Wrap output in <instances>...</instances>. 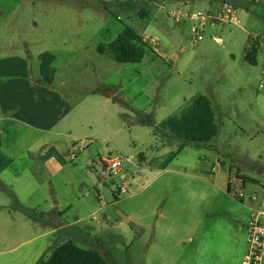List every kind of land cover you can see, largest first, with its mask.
I'll return each instance as SVG.
<instances>
[{
  "label": "rangeland",
  "instance_id": "374dc122",
  "mask_svg": "<svg viewBox=\"0 0 264 264\" xmlns=\"http://www.w3.org/2000/svg\"><path fill=\"white\" fill-rule=\"evenodd\" d=\"M155 1L166 3L164 21L150 17ZM229 1L240 25L209 27L195 43L193 23L179 22L174 14L207 11L208 5L185 13L182 0H0V58L27 59L37 82L38 56H56L63 131L16 126L0 137V264H37L65 242L99 252L108 264L242 263L251 209L264 206V95L258 89L264 47L256 66L244 56L248 39H259L254 34L264 23L251 22L259 10L253 0ZM125 26L145 39L147 52L139 64H120L98 51ZM200 95L211 100L220 131L211 143L189 145L161 123ZM68 133L90 138L85 150L73 151L79 154L74 161L66 150L73 144ZM51 143L67 160L64 166L54 163L55 172L38 161ZM139 153L147 166H129L132 174L122 184L127 193L113 203L103 195L98 199L85 157H132L138 163ZM163 162H173L179 178L189 180V191L182 201L169 196L163 228H150L152 192L165 191L160 181L150 186L162 174L152 168ZM243 178L256 184L243 187ZM243 189L241 203L234 194ZM119 212L137 220L120 223Z\"/></svg>",
  "mask_w": 264,
  "mask_h": 264
},
{
  "label": "crops",
  "instance_id": "0c3cea01",
  "mask_svg": "<svg viewBox=\"0 0 264 264\" xmlns=\"http://www.w3.org/2000/svg\"><path fill=\"white\" fill-rule=\"evenodd\" d=\"M230 2L229 0H225ZM222 0H182L181 5H184L186 12H190V8H200L202 5H208V9L217 10L225 2ZM253 6L259 8V10L253 12V17L251 22L253 23H264V2L263 0H253ZM231 3V2H230ZM166 3H159L157 1L149 4V10L152 11L150 17L164 21L163 9ZM171 6V5H169ZM179 5H172L171 7H178ZM185 22V21H184ZM183 22V23H184ZM254 35L259 36L260 46L264 45V30L255 31ZM254 33V32H252ZM250 33V34H252ZM144 39V37H143ZM145 40V39H144ZM260 52V50H259ZM259 57V53H258ZM258 64H259V59ZM58 69L55 76V82L50 88L43 87L41 85H34L35 81L31 79L29 74V61L23 57L12 56L0 58V137L8 136L11 132H16V126H22L27 129H32L39 133H53L56 135H62L63 131L58 130L60 120L62 117L61 105L62 101L60 100L59 92L56 91L58 87ZM156 135V134H154ZM66 136L73 137L72 141V150L66 149L68 154H71L70 159L74 161L78 159L79 154H76L75 149L78 148L79 151L85 150L84 141L90 140L87 135L84 134H72L68 133ZM156 137V136H155ZM81 138V140H79ZM175 138V137H174ZM171 137V139H174ZM199 146V145H198ZM2 145H0V150ZM102 155V154H98ZM96 155L94 158L91 155H87L84 160V164L89 163L90 160L95 161ZM175 156V155H174ZM139 157V167L145 164L147 166V159L142 154H138ZM39 163L42 164V167L47 170H52L53 164L61 163L63 166L67 164V160L64 158L60 147L54 143H51L44 149H41L39 153ZM1 162V161H0ZM141 166V167H142ZM3 164L0 163V170H2ZM145 169V168H144ZM142 169V170H144ZM141 170V171H142ZM152 170L155 173L162 172V174L156 175L150 184L160 181L164 185V199L161 195L163 189H157L155 192H152V197L154 198L151 208V214L155 221L151 224L150 228H163L162 223L166 221V212L168 206L170 205L169 196L174 194L178 197L177 200L182 201V197L185 194H188L189 191V180L183 177L179 178V175L182 174L180 171L174 167L173 162H163V164H153ZM126 174H132L130 170ZM176 175V177H168L167 175ZM124 176V175H123ZM126 179V178H125ZM40 186V184H38ZM231 186V184H229ZM231 191V189H230ZM173 194V195H172ZM98 199H102V196H98ZM183 207V204L181 205ZM252 213V212H251ZM126 216L125 220L120 219V223L130 222L134 219L137 220V216L131 213H123ZM251 216V214H250ZM52 217H57V213ZM250 218V217H249ZM249 220V219H248ZM118 220H115L117 222ZM62 226V224H61ZM49 252V251H48ZM47 253V251H46Z\"/></svg>",
  "mask_w": 264,
  "mask_h": 264
},
{
  "label": "trees",
  "instance_id": "16d2710c",
  "mask_svg": "<svg viewBox=\"0 0 264 264\" xmlns=\"http://www.w3.org/2000/svg\"><path fill=\"white\" fill-rule=\"evenodd\" d=\"M147 17V13H140ZM259 39H248L244 61L251 66L258 64L260 50ZM99 53H107L115 62L120 64H139L144 60L147 45L141 35L129 26H125L118 37L108 46L99 47ZM40 61L39 80L34 83L46 88L53 86L57 68L56 56L52 52H45L38 56ZM31 77V76H30ZM32 79V78H31ZM174 137L189 145H203L213 142L219 135V125L216 122L215 111L211 100L207 96L196 97L191 105L183 110L179 116L171 117L161 123ZM2 163V162H0ZM95 161H93V166ZM255 183L254 180L242 179L243 185ZM98 196H102L100 189L94 186ZM119 190V189H118ZM230 190V185H229ZM119 192H115V201L119 200ZM241 203L244 200L238 199ZM37 264H108L103 256L95 251L77 246L74 243L65 242L47 252Z\"/></svg>",
  "mask_w": 264,
  "mask_h": 264
},
{
  "label": "built area",
  "instance_id": "2783aa9c",
  "mask_svg": "<svg viewBox=\"0 0 264 264\" xmlns=\"http://www.w3.org/2000/svg\"><path fill=\"white\" fill-rule=\"evenodd\" d=\"M174 15L179 22L181 18H186L193 23L191 31L194 35L195 43H199L204 39L205 32L209 27L215 28L223 25L238 26L241 22L237 7L227 1H225L218 10H198L192 14H186L184 16L181 14ZM213 40L216 43L222 44V39L220 38L213 37ZM254 40L257 39L255 38ZM262 47H264V45H262ZM258 89L259 92L264 95V67L262 69V79L259 83ZM71 160H73V157ZM131 165L139 167V162L136 163L132 157L100 156L98 159H95V164L93 167L94 172L100 181L110 180V185H112L118 178L122 177L123 175L126 176V172L129 170V166ZM122 184L119 185L115 191L119 192V197L127 193V188L122 186ZM242 186L244 187L243 182ZM231 188L233 189L232 186H230V189ZM234 195L237 199L244 201L246 199L244 189L242 191L235 192ZM251 200L257 203L259 201L255 196ZM251 212V216L246 225L247 251L241 264H264V206L252 208Z\"/></svg>",
  "mask_w": 264,
  "mask_h": 264
},
{
  "label": "water",
  "instance_id": "95a60500",
  "mask_svg": "<svg viewBox=\"0 0 264 264\" xmlns=\"http://www.w3.org/2000/svg\"><path fill=\"white\" fill-rule=\"evenodd\" d=\"M89 167L90 169L87 172L93 186H97L100 189L102 195L104 196L105 200L108 203L115 202V191L117 190V187L121 185L125 180V178L130 176V174H126V176H122L118 178L112 185H106L105 183L101 182L100 179L95 174L94 168H92L93 167L92 160H90ZM119 213L122 220H125L126 216L122 212Z\"/></svg>",
  "mask_w": 264,
  "mask_h": 264
}]
</instances>
